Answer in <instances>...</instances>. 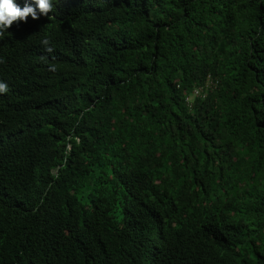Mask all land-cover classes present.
<instances>
[{
  "label": "trees",
  "instance_id": "trees-1",
  "mask_svg": "<svg viewBox=\"0 0 264 264\" xmlns=\"http://www.w3.org/2000/svg\"><path fill=\"white\" fill-rule=\"evenodd\" d=\"M51 3L0 41V264H264V0Z\"/></svg>",
  "mask_w": 264,
  "mask_h": 264
},
{
  "label": "clouds",
  "instance_id": "clouds-1",
  "mask_svg": "<svg viewBox=\"0 0 264 264\" xmlns=\"http://www.w3.org/2000/svg\"><path fill=\"white\" fill-rule=\"evenodd\" d=\"M25 1L24 7L21 8L18 5L21 0H0V41L4 37L5 31L15 32L17 33L18 40L22 39L25 33L15 31L19 29V22L23 21L26 23L29 16H31L33 20H38L41 15L48 16V14L52 11L53 6L51 0ZM37 9L39 12H37ZM42 43L47 46L49 44V40L45 39ZM46 50L48 52L52 51L50 47H46ZM2 62L3 61L0 60V63ZM8 90V85L4 82H0V93H6Z\"/></svg>",
  "mask_w": 264,
  "mask_h": 264
},
{
  "label": "built area",
  "instance_id": "built-area-1",
  "mask_svg": "<svg viewBox=\"0 0 264 264\" xmlns=\"http://www.w3.org/2000/svg\"><path fill=\"white\" fill-rule=\"evenodd\" d=\"M215 82H216L215 80L212 81L209 78V76H207L206 79H205V82H204V84L202 86L194 87L192 89L191 93L188 96H186V101L189 102L192 99V97L197 96V95H202L205 90H207L208 88L214 86Z\"/></svg>",
  "mask_w": 264,
  "mask_h": 264
}]
</instances>
